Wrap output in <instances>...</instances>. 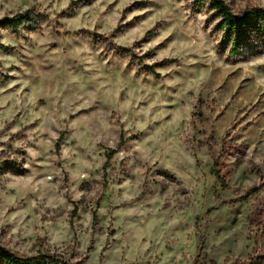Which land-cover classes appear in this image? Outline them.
I'll return each instance as SVG.
<instances>
[{"label":"rangeland","instance_id":"rangeland-1","mask_svg":"<svg viewBox=\"0 0 264 264\" xmlns=\"http://www.w3.org/2000/svg\"><path fill=\"white\" fill-rule=\"evenodd\" d=\"M193 1L0 0V19L48 15L21 38L0 30V162L20 167L0 172L1 247L264 264V44L230 57ZM102 39L157 64L142 71Z\"/></svg>","mask_w":264,"mask_h":264},{"label":"trees","instance_id":"trees-1","mask_svg":"<svg viewBox=\"0 0 264 264\" xmlns=\"http://www.w3.org/2000/svg\"><path fill=\"white\" fill-rule=\"evenodd\" d=\"M193 13L210 11V16L218 18L216 29L221 33L220 45L227 51L230 57H239L244 48L248 46L260 47L264 44V7H248L242 12H236L226 0H194ZM48 15L36 7L28 8L0 19V30L10 31L16 38H21L26 32H35L46 23ZM105 49L114 51L129 59L130 62L140 66L142 71H151L157 63L144 67L143 56H137L130 47L119 46L112 39H102ZM252 43H255L252 45ZM257 43V44H256ZM0 48H5L0 43ZM175 62L174 58H165L162 63ZM149 69V70H148ZM5 168L17 171L14 162H0V172ZM0 264H71L58 254L38 253L30 257H22L0 246Z\"/></svg>","mask_w":264,"mask_h":264}]
</instances>
